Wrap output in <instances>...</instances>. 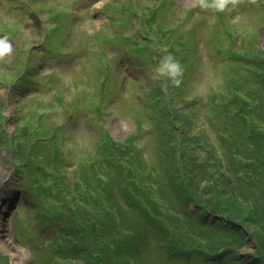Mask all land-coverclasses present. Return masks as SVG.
Here are the masks:
<instances>
[{
    "label": "rangeland",
    "instance_id": "1",
    "mask_svg": "<svg viewBox=\"0 0 264 264\" xmlns=\"http://www.w3.org/2000/svg\"><path fill=\"white\" fill-rule=\"evenodd\" d=\"M0 38V264H78L89 209L91 232L136 235L126 264L261 253L264 0H0ZM169 54L178 83L158 72ZM220 188L241 231L214 214Z\"/></svg>",
    "mask_w": 264,
    "mask_h": 264
},
{
    "label": "trees",
    "instance_id": "2",
    "mask_svg": "<svg viewBox=\"0 0 264 264\" xmlns=\"http://www.w3.org/2000/svg\"><path fill=\"white\" fill-rule=\"evenodd\" d=\"M261 65H263V64H261ZM236 104H237V109L239 110V113L243 112V105L247 106V104L245 102H243L241 99L236 100ZM107 144H109V142L106 141V138H104V141H102L101 147L105 148ZM104 150L107 151L106 153H112L113 151H115L114 147H111L112 152H108L107 149H104ZM111 157L112 156L110 155V158ZM25 162L27 163V164H25V167H27L28 162L27 161H25ZM16 169L18 171L19 166ZM206 173L209 175L210 178H212V176L214 175V173L209 171V170ZM234 184H237V182H235ZM224 185H225V183H224ZM222 188H220L219 190H215V191L211 190V193H212L211 195H213V192L215 195L214 196L215 201L213 202V207L217 204V208H220V210H222V212H219V210H216V211H214V214H216L217 217L220 214H225L227 216L225 218V220L227 223H230L231 228L235 229L234 231H241L242 228L237 224L238 222H235V221L239 220L240 222H250L251 220H250L248 215H241V213L235 212L234 209L233 210H229V209L227 210V209L223 208V204L220 202L221 201L220 200L221 193L226 195V193L228 191H226L225 189H222ZM66 189L68 191V194H70L68 188H66ZM216 189H218V188L216 187ZM232 189H235V188L232 187ZM193 201H195V204H196L195 208L198 209L197 212L200 211L201 207L204 208V206H205L204 201L202 199H200L199 196L196 197ZM97 205L99 206V208ZM95 207H96V209L93 208L95 210V212L100 213L103 211V212H105V214L107 215V217L109 219H113V215H114L113 209H115V208L112 207V205L102 206L98 202H95ZM90 212H91L90 209L89 210H83V212L79 211V214L81 215V217H79V216L78 217L82 222H78L76 224V228L74 229V232L84 235L85 241L84 240H78L77 244L74 243L76 245L75 249H73V251H75V253L71 254L68 257L70 259V260H68V262L74 261V262H77L78 264H126L127 262H126V259L124 258V256L127 255L128 253H130L131 249H134L133 244L136 240V235L128 232V234L126 233L124 235V236H126L124 241L121 242L119 238H116L119 236L115 235V232H113L114 231L113 227H106L105 229H103L102 232H100V230H97V229H94L91 232V230L88 228V224L94 225L93 219L99 220L100 217H98V214L91 215ZM145 212L146 211H142V213H145ZM219 221L220 220H217V222H216L217 225L220 224ZM253 222H256L255 219H253ZM103 223L106 226L108 224L112 225L111 222H107V221L103 222ZM105 225H100V226H105ZM83 226L84 227L86 226L87 229L83 230ZM175 226L170 228V241H172L173 243H176V244H178L179 242H180V244H184V242L181 241L183 239L182 238L183 234H179V232ZM106 230H108V231H106ZM180 230H181V228H180ZM261 230H263V229H261ZM86 235H88V237ZM203 236H205V235H203ZM257 239H258L259 243L264 245L263 237L257 236ZM183 240H185V239H183ZM185 241L188 242V239ZM235 241H239V242L242 241V243H244L243 242V236L241 237V240H240L239 235H238L235 238ZM180 246H182V245H180ZM210 246H211V244H209V247ZM225 249H227V247ZM260 252L261 253L257 254V256H249L248 257L247 260H251L250 264H264V248H260ZM210 253H214L213 255H216V254L219 255L217 250H211ZM244 262L245 261H242V263H244Z\"/></svg>",
    "mask_w": 264,
    "mask_h": 264
},
{
    "label": "clouds",
    "instance_id": "3",
    "mask_svg": "<svg viewBox=\"0 0 264 264\" xmlns=\"http://www.w3.org/2000/svg\"><path fill=\"white\" fill-rule=\"evenodd\" d=\"M13 49L12 43L7 38H0V55L10 53ZM183 71L182 66L171 54L165 56L161 61L158 72L167 78L176 80L179 74ZM178 83L179 81L176 80Z\"/></svg>",
    "mask_w": 264,
    "mask_h": 264
},
{
    "label": "bare ground",
    "instance_id": "4",
    "mask_svg": "<svg viewBox=\"0 0 264 264\" xmlns=\"http://www.w3.org/2000/svg\"><path fill=\"white\" fill-rule=\"evenodd\" d=\"M20 260L22 261V259H20ZM13 264H21V262L15 261V262H13Z\"/></svg>",
    "mask_w": 264,
    "mask_h": 264
}]
</instances>
